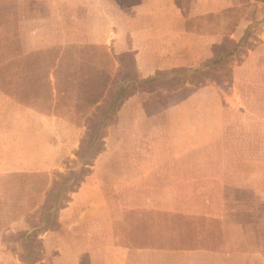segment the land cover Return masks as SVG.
I'll list each match as a JSON object with an SVG mask.
<instances>
[{
  "label": "rangeland",
  "instance_id": "rangeland-1",
  "mask_svg": "<svg viewBox=\"0 0 264 264\" xmlns=\"http://www.w3.org/2000/svg\"><path fill=\"white\" fill-rule=\"evenodd\" d=\"M243 1L241 12L219 14ZM211 5L214 24L239 21L234 40L247 41L245 64L233 67L232 80L220 65L218 83L123 109L31 253L26 235L49 193L78 178L75 151L115 62L82 12L53 0H0V170L22 169L0 172V264H264V0ZM205 85L222 106H199L196 87ZM141 116L166 125L131 133L128 119ZM197 216L217 222L197 229Z\"/></svg>",
  "mask_w": 264,
  "mask_h": 264
},
{
  "label": "crops",
  "instance_id": "crops-1",
  "mask_svg": "<svg viewBox=\"0 0 264 264\" xmlns=\"http://www.w3.org/2000/svg\"><path fill=\"white\" fill-rule=\"evenodd\" d=\"M53 1L59 2L70 11L78 10L82 12L84 24H98L97 30L94 33L95 37L98 38L95 39L94 37L93 42L95 44L103 43L109 47L112 59L115 62L113 75L117 69L121 68L122 63L119 62V60L125 59V55L131 58L134 73L140 79L147 78L159 71H171L178 68L194 69L197 66L199 67L211 61L215 57V54L223 49L225 39L236 41L234 40L236 37V31L234 30L239 21L235 23L236 25H232V27H227V25L223 23L214 24V20L210 17L213 13L209 12L212 9H208L209 6H212L211 4L214 3V0ZM245 6L246 3L243 1L235 6L222 7L218 10L219 14L234 10L241 12L242 8ZM199 10L200 12L197 13ZM220 21H223V15ZM240 37L241 35L239 38ZM218 44L221 46L215 51V46ZM246 52H248V50L245 51V54L239 62L231 66V80L232 73H234L236 69L233 67L238 65L240 69L245 64L246 58L244 57L246 56ZM190 85L191 84H184L174 90H156L153 92L137 91L129 95L121 104L115 121L108 126L104 140L106 136L112 132L113 128L119 124L123 109L126 110V113H129L136 108H142L145 102L150 99H154L158 96H162L166 99L164 94H168L169 96L176 95L180 89ZM196 89L198 90L195 94V100L198 101L199 106L203 108L210 106L216 107L217 105L222 106L223 101H221V95L215 90L214 86L205 85L200 88L196 87ZM205 94L208 96L203 97ZM224 101L227 102V100ZM163 107L165 108L166 106ZM13 120L17 121V123H21L22 120L26 121V118H14ZM128 120L129 122H127L126 125L129 126L127 129L130 130L131 133L135 128L140 130V128L142 129L141 126H146L149 123L154 124L157 122L161 125L165 124L164 120L157 121V117L141 116L137 118L133 117ZM208 121H210V119H208ZM205 123L206 122H204L203 125ZM211 138L210 136L208 140ZM70 147L74 149L76 145L73 144ZM187 151L180 152L176 155L187 157L195 154L191 152L193 150L190 149V154L182 155ZM100 154L101 153L98 155ZM98 155L94 160H96ZM56 161H53L51 166H54ZM21 170V167L13 166V168L8 170L1 169L0 172H19ZM82 183L83 182H81V184ZM197 221L201 223L199 224L200 227L197 229L201 230L206 228V224L217 222L214 218L205 216H197ZM188 228H191V226L189 225ZM219 249L217 253L220 252ZM203 250L209 253H215L216 248H207Z\"/></svg>",
  "mask_w": 264,
  "mask_h": 264
},
{
  "label": "trees",
  "instance_id": "trees-1",
  "mask_svg": "<svg viewBox=\"0 0 264 264\" xmlns=\"http://www.w3.org/2000/svg\"><path fill=\"white\" fill-rule=\"evenodd\" d=\"M247 41L245 38L239 41L225 39V45L221 51L215 54V57L200 67L194 69L178 68L171 71L155 72L147 78H138L134 73L131 58L125 55V59L119 60L122 63L121 68L117 69L113 75L111 85L106 90L105 97L87 119L86 140L81 139L79 147L75 151L77 160L78 178L69 182H63L53 189L49 196L50 200L46 201L47 206L43 210V215L39 224L32 222L33 230L29 237V242L36 243L38 232H45L52 229L57 222V212L64 207V201L69 196L65 192L74 191L82 182L84 175L89 171L95 157L103 150L104 137L108 126L115 121L117 112L123 101L129 95L137 91L153 92L156 90H174L184 84L199 85L206 82H220L222 80L214 70L224 65L230 69L234 63L239 62L247 49L244 47ZM75 172V171H74ZM75 176V175H74ZM74 178V177H73ZM71 183L66 187V183ZM34 232V233H33ZM33 238V239H32ZM33 243L27 246L29 252L33 253Z\"/></svg>",
  "mask_w": 264,
  "mask_h": 264
}]
</instances>
